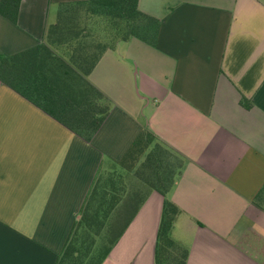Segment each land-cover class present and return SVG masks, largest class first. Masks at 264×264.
<instances>
[{
    "label": "crops",
    "instance_id": "0c3cea01",
    "mask_svg": "<svg viewBox=\"0 0 264 264\" xmlns=\"http://www.w3.org/2000/svg\"><path fill=\"white\" fill-rule=\"evenodd\" d=\"M70 1L20 0L16 23L0 15V55L42 43ZM138 9L158 20L155 43L131 37L102 51L86 79L109 111L90 139L0 81V264H55L102 176L145 191L101 264H155L164 198L179 210L170 236L185 264H264V0ZM141 130L154 139L131 161ZM154 143L181 161L165 196L134 173Z\"/></svg>",
    "mask_w": 264,
    "mask_h": 264
},
{
    "label": "trees",
    "instance_id": "16d2710c",
    "mask_svg": "<svg viewBox=\"0 0 264 264\" xmlns=\"http://www.w3.org/2000/svg\"><path fill=\"white\" fill-rule=\"evenodd\" d=\"M19 4L20 0H0V15L16 23ZM78 5H87L91 13L104 16L111 21L115 30L112 46L118 41L131 37L139 38L151 45L155 43L159 26L158 20L140 11L138 0L61 2L57 20L46 27L42 43L10 56L0 55V81L88 140L108 114L109 100L86 79V75L92 70L102 51L112 46L97 44L95 48H98V51L89 52L87 51L88 46L78 43L77 47L71 48L69 44L64 43L67 42L65 41L66 33L68 34L69 30H67L68 26L62 24L63 18L66 13L74 12ZM78 35L79 33H75L74 36ZM63 44H65V47H62L63 50L71 51L68 58L62 53H58V48H56L58 46L61 48L60 46ZM99 102H104V104ZM241 103L245 107L250 105L245 97L241 98ZM153 139L154 137L148 131L141 130L126 152V157L131 161L137 160ZM159 150L167 151L168 149L159 143H154L142 163L144 166L152 168L156 180L151 182L149 179H144L143 182L149 188L155 189L165 196L181 166V161L179 159L176 168L163 177L155 171V168L158 167L155 165V161L159 157ZM88 195L89 200L86 203V198L84 201L86 204L84 203L85 205L83 204L80 208V216L74 223L61 252L57 255L55 264H83L82 257L86 256L90 258L86 264H101L143 200V195L135 192L125 195L121 199H115L112 196L106 201V194L103 193L101 201L106 203L107 207L105 209L97 207L95 210L89 211V204L94 201L95 197L97 199L99 193L95 188H92ZM116 205L118 206L117 221L112 222L110 228L113 230V236L109 238V244L104 247V250L96 256L91 251V246L105 225L109 212ZM178 211V207L172 201L164 198L155 242V264L186 263L187 249L170 236V230ZM94 226H96V230H93ZM78 230L83 231V238H79V241L75 237ZM87 239L89 243L84 245ZM77 243L79 244L77 245Z\"/></svg>",
    "mask_w": 264,
    "mask_h": 264
},
{
    "label": "rangeland",
    "instance_id": "374dc122",
    "mask_svg": "<svg viewBox=\"0 0 264 264\" xmlns=\"http://www.w3.org/2000/svg\"><path fill=\"white\" fill-rule=\"evenodd\" d=\"M55 16L53 19H51L50 22L55 21ZM63 25L68 26L67 39L64 43H67L71 46V48L77 47L78 43L81 45L88 46L87 51H98V48H95V46L98 44L100 46H112L114 40V28L111 25V21L108 18H105L104 16L93 14L89 11V8L87 5H81L77 6V9L74 10V12H69L65 14V17L63 18ZM75 33H79L78 36H74ZM140 33H141V27H140ZM65 35V36H66ZM70 39V40H69ZM69 40V42H68ZM57 43V42H56ZM72 44V45H71ZM55 45V43H54ZM61 48H58V53H62L66 58L70 56L71 51H65L63 50L65 47V44L60 46ZM63 47V48H62ZM100 104H104V102H99ZM84 133V131H82ZM152 149V148H151ZM149 150V152L151 151ZM148 152V153H149ZM147 153V154H148ZM159 157H157L155 161V165L158 167L155 168V171L161 175L165 176L169 173V171L174 170L176 168V164L179 160L178 156L175 155V153L167 150V151H158ZM141 162L140 165L137 166L135 170L136 176L140 177L141 179H149L151 182H155V174H153V170L150 167L144 166ZM114 173V172H113ZM109 176H102L96 179V181L92 182V186L90 188V191L92 188H95L96 191H98L99 196H97V199H93L94 201L89 204V211L95 210L97 207H101L102 209H105L107 207L106 203H103L101 201V196L103 193L106 195V201L110 197H115V199L123 198L125 195H131L135 192L144 194L145 188L142 186H139V181H106ZM145 184V183H144ZM89 191V192H90ZM262 193H264V189H262ZM260 193V195L262 194ZM90 195V194H89ZM89 195L86 197V203L89 200ZM262 204H264V195L258 197ZM85 203V202H84ZM83 203V204H84ZM85 203V204H86ZM103 203V204H102ZM82 204V205H83ZM84 204V205H85ZM118 205V204H117ZM114 209H112L109 212V216L106 219L105 225L101 228L99 234L96 236L94 243L91 246V251L94 253V255L98 256L99 253H101L104 250V247L109 244V238L113 236V230H110L112 222H116L117 215H118V206ZM92 213V212H91ZM122 221V220H121ZM110 223V224H109ZM93 230H96V226L93 227ZM75 237L82 239L83 238V231L78 230L75 234ZM89 243V240H85V244L87 245ZM79 243H77L78 245ZM90 258L88 256L82 257L83 264H86Z\"/></svg>",
    "mask_w": 264,
    "mask_h": 264
}]
</instances>
